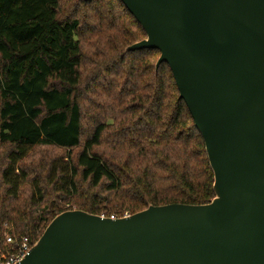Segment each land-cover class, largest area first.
<instances>
[{
  "label": "trees",
  "instance_id": "16d2710c",
  "mask_svg": "<svg viewBox=\"0 0 264 264\" xmlns=\"http://www.w3.org/2000/svg\"><path fill=\"white\" fill-rule=\"evenodd\" d=\"M145 36L120 0H0V247L3 224L34 243L65 210L213 198L169 66L125 51Z\"/></svg>",
  "mask_w": 264,
  "mask_h": 264
},
{
  "label": "water",
  "instance_id": "95a60500",
  "mask_svg": "<svg viewBox=\"0 0 264 264\" xmlns=\"http://www.w3.org/2000/svg\"><path fill=\"white\" fill-rule=\"evenodd\" d=\"M87 1V0H83ZM156 49L213 172L207 203L55 215L16 264H264V0H120Z\"/></svg>",
  "mask_w": 264,
  "mask_h": 264
},
{
  "label": "built area",
  "instance_id": "2783aa9c",
  "mask_svg": "<svg viewBox=\"0 0 264 264\" xmlns=\"http://www.w3.org/2000/svg\"><path fill=\"white\" fill-rule=\"evenodd\" d=\"M110 217L116 218L111 215ZM3 241L0 247V264H16L20 261L32 246V242L27 236H15L11 234V229L3 224Z\"/></svg>",
  "mask_w": 264,
  "mask_h": 264
},
{
  "label": "rangeland",
  "instance_id": "374dc122",
  "mask_svg": "<svg viewBox=\"0 0 264 264\" xmlns=\"http://www.w3.org/2000/svg\"><path fill=\"white\" fill-rule=\"evenodd\" d=\"M78 1H83V0H78ZM42 150H45V151H47V152H49V150L48 149H45V148H41ZM54 152H60L59 150H54ZM57 202L62 206V207H64V208H68V206H70L68 203H65L62 199H60V200H57ZM118 215V214H117ZM127 215H129V212L128 211H123L122 213H121V217L122 216H127Z\"/></svg>",
  "mask_w": 264,
  "mask_h": 264
}]
</instances>
